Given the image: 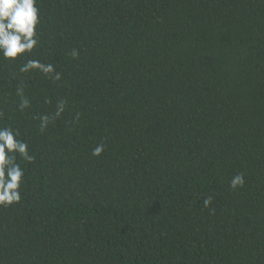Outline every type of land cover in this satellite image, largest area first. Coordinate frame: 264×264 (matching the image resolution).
<instances>
[{"label":"trees","instance_id":"16d2710c","mask_svg":"<svg viewBox=\"0 0 264 264\" xmlns=\"http://www.w3.org/2000/svg\"><path fill=\"white\" fill-rule=\"evenodd\" d=\"M39 7L32 58L62 79L29 76L21 113L20 62L0 61V109L36 156L0 208V264H264V0Z\"/></svg>","mask_w":264,"mask_h":264},{"label":"clouds","instance_id":"9594fccd","mask_svg":"<svg viewBox=\"0 0 264 264\" xmlns=\"http://www.w3.org/2000/svg\"><path fill=\"white\" fill-rule=\"evenodd\" d=\"M43 23L39 0H0V61L15 65L18 62V72L12 74L18 83L13 101L16 110L23 113L32 107L30 98L26 95V79L33 73L43 75L53 81H60L62 75L51 63L32 58L40 48V28ZM71 56L77 58L79 52L71 51ZM67 101L59 100L53 116H39V130L45 131L53 118H58L65 111ZM79 115L77 114V119ZM105 151L103 143L92 149V155L99 157ZM36 156L32 153L27 140L21 137L18 128L8 123L5 113L0 109V208H9L22 202V186L25 183L26 171L21 162L33 163ZM245 184L243 173H238L230 181L232 189L242 188ZM211 197L205 198V207L211 204Z\"/></svg>","mask_w":264,"mask_h":264}]
</instances>
